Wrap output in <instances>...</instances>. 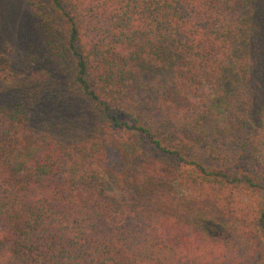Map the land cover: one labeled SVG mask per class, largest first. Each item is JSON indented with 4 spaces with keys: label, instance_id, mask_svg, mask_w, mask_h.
Masks as SVG:
<instances>
[{
    "label": "trees",
    "instance_id": "1",
    "mask_svg": "<svg viewBox=\"0 0 264 264\" xmlns=\"http://www.w3.org/2000/svg\"><path fill=\"white\" fill-rule=\"evenodd\" d=\"M42 24L100 118L0 102V264H264V0H51Z\"/></svg>",
    "mask_w": 264,
    "mask_h": 264
},
{
    "label": "rangeland",
    "instance_id": "2",
    "mask_svg": "<svg viewBox=\"0 0 264 264\" xmlns=\"http://www.w3.org/2000/svg\"><path fill=\"white\" fill-rule=\"evenodd\" d=\"M42 17H51V0H0V55L11 61L10 75L0 82V89L5 91L0 94V102L25 101L31 125L37 131L49 124L77 121L82 130L90 132L99 114L76 94L68 68L51 53ZM47 75L55 85V94L52 98L44 94L35 104L34 93L42 89Z\"/></svg>",
    "mask_w": 264,
    "mask_h": 264
}]
</instances>
